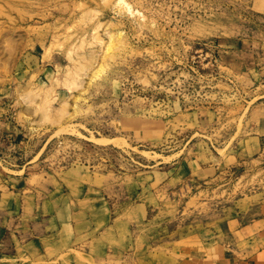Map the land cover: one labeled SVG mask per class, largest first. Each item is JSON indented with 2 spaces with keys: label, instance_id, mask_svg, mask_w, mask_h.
<instances>
[{
  "label": "rangeland",
  "instance_id": "1",
  "mask_svg": "<svg viewBox=\"0 0 264 264\" xmlns=\"http://www.w3.org/2000/svg\"><path fill=\"white\" fill-rule=\"evenodd\" d=\"M261 118L264 0H0V264L246 262Z\"/></svg>",
  "mask_w": 264,
  "mask_h": 264
},
{
  "label": "crops",
  "instance_id": "2",
  "mask_svg": "<svg viewBox=\"0 0 264 264\" xmlns=\"http://www.w3.org/2000/svg\"><path fill=\"white\" fill-rule=\"evenodd\" d=\"M258 132L259 136L257 138V142H259L258 148L259 150L264 149V118H261L258 121ZM201 175H207L208 172L211 173V170L205 169ZM246 231L252 234H258L264 232V212H262V216L254 219L249 225L244 226ZM221 256V255H220ZM224 255H222L223 257ZM199 258H195L196 262L193 259V264H206L208 261H213L212 255L210 256V260H206L204 255H198ZM219 257V256H218ZM189 262V261H188ZM228 264H264V249L260 248L254 254L250 255L246 262H239L229 260Z\"/></svg>",
  "mask_w": 264,
  "mask_h": 264
}]
</instances>
